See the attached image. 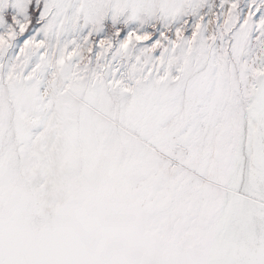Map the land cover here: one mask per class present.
I'll use <instances>...</instances> for the list:
<instances>
[{"label":"snow or ice","instance_id":"snow-or-ice-1","mask_svg":"<svg viewBox=\"0 0 264 264\" xmlns=\"http://www.w3.org/2000/svg\"><path fill=\"white\" fill-rule=\"evenodd\" d=\"M0 264H264V0H0Z\"/></svg>","mask_w":264,"mask_h":264}]
</instances>
